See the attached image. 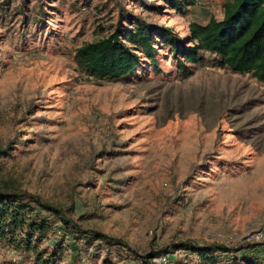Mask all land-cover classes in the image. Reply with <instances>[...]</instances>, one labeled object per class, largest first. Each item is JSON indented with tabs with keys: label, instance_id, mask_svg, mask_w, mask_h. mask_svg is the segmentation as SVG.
Returning a JSON list of instances; mask_svg holds the SVG:
<instances>
[{
	"label": "rangeland",
	"instance_id": "374dc122",
	"mask_svg": "<svg viewBox=\"0 0 264 264\" xmlns=\"http://www.w3.org/2000/svg\"><path fill=\"white\" fill-rule=\"evenodd\" d=\"M224 2L182 14L165 0H0V185L74 206L88 232L118 240H78L57 222L39 249L58 243L60 264H144L128 247L163 251L156 264H202L181 242L264 257L254 237L264 229V84L211 64L182 77L162 45L157 68L145 59L117 81L74 58L132 29L131 16L171 27L189 48L190 23L222 18ZM0 264L35 258L3 242Z\"/></svg>",
	"mask_w": 264,
	"mask_h": 264
},
{
	"label": "trees",
	"instance_id": "16d2710c",
	"mask_svg": "<svg viewBox=\"0 0 264 264\" xmlns=\"http://www.w3.org/2000/svg\"><path fill=\"white\" fill-rule=\"evenodd\" d=\"M165 1L182 14L197 2ZM131 22L134 27L126 32L117 28L108 36L76 49L75 61L85 74L100 80L117 81L137 71L145 59L157 68L162 45L170 47L182 77L193 74L192 64H211L234 73L250 74L264 84V0H225L222 18L212 16L206 23L192 21L188 38L192 45L189 48L180 44L171 27L146 23L138 16H131ZM74 216V206L59 207L39 196L0 185V243L32 254L35 264H60L62 261L63 249L58 243L51 250L39 249L57 222H61L65 235L78 240L85 239L89 243L94 240L118 241L99 232H88ZM248 246L255 250L259 248L257 244ZM128 248L144 264H156L155 258L165 254L154 250L150 254H139ZM178 248L199 255L202 264H264V257L246 252L237 255L242 248L224 244L181 242Z\"/></svg>",
	"mask_w": 264,
	"mask_h": 264
},
{
	"label": "built area",
	"instance_id": "2783aa9c",
	"mask_svg": "<svg viewBox=\"0 0 264 264\" xmlns=\"http://www.w3.org/2000/svg\"><path fill=\"white\" fill-rule=\"evenodd\" d=\"M254 237L256 238V239H259V240H261L262 238H264V229H261V230H259V231H257L255 234H254ZM156 260H158L157 262H159V261H163L164 263H166L167 262V259L164 257H160L159 259L157 258ZM164 263H162V264H164Z\"/></svg>",
	"mask_w": 264,
	"mask_h": 264
}]
</instances>
